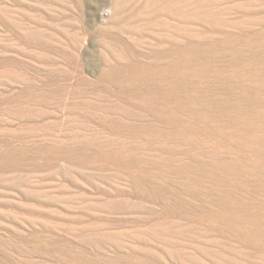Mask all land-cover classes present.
<instances>
[{"label": "rangeland", "instance_id": "374dc122", "mask_svg": "<svg viewBox=\"0 0 264 264\" xmlns=\"http://www.w3.org/2000/svg\"><path fill=\"white\" fill-rule=\"evenodd\" d=\"M0 264H264V0H0Z\"/></svg>", "mask_w": 264, "mask_h": 264}]
</instances>
